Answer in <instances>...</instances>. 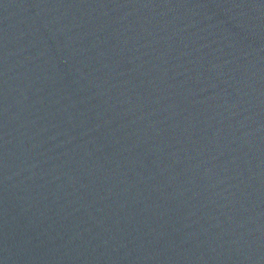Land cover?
<instances>
[{
	"label": "water",
	"instance_id": "1",
	"mask_svg": "<svg viewBox=\"0 0 264 264\" xmlns=\"http://www.w3.org/2000/svg\"><path fill=\"white\" fill-rule=\"evenodd\" d=\"M0 264H264V0H0Z\"/></svg>",
	"mask_w": 264,
	"mask_h": 264
}]
</instances>
